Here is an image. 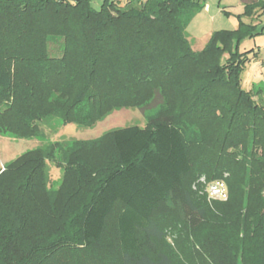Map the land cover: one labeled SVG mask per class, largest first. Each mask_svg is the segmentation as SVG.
<instances>
[{
	"label": "trees",
	"instance_id": "1",
	"mask_svg": "<svg viewBox=\"0 0 264 264\" xmlns=\"http://www.w3.org/2000/svg\"><path fill=\"white\" fill-rule=\"evenodd\" d=\"M204 1L0 0V132L33 138L47 118L90 126L158 101L143 128L0 172V264H264V105L241 87L252 50L238 49L264 28L237 16L195 52L185 27ZM202 177L226 201L193 189Z\"/></svg>",
	"mask_w": 264,
	"mask_h": 264
},
{
	"label": "rangeland",
	"instance_id": "2",
	"mask_svg": "<svg viewBox=\"0 0 264 264\" xmlns=\"http://www.w3.org/2000/svg\"><path fill=\"white\" fill-rule=\"evenodd\" d=\"M104 1L105 0H90V3L95 10H98ZM107 1L118 3L120 6H122L123 3V0ZM206 1L207 0H205L204 3ZM209 1H214V3L220 2V0ZM224 3H226V0L221 4ZM222 10V14L215 20L206 14L204 7L191 16L185 27V35L193 51H201L208 44L214 32L227 31L220 30L222 26L225 25V22H227L226 17L232 16L230 18L231 21L237 20L238 15L236 9L233 7H225ZM225 26L227 27V25ZM211 31L212 34L210 35L209 33ZM200 35L203 37L208 35L205 45H203L204 41L201 45L197 43L203 39ZM54 47L55 45H51L52 49H55ZM238 49L240 52L252 50L249 61L245 63L241 71V87L246 91H259L256 97L257 101L264 105V31L262 34L252 39L247 38L242 40ZM157 102L158 101L145 108H122L113 110L103 119H100L90 126H78L74 123L62 124L60 120L56 118H47L43 120L40 125L39 135L33 138H20L8 132H0V172L23 154L36 149L46 148L53 143L59 142L62 146L67 147L71 145L72 141L95 139L103 133L114 129L131 126L143 128L146 125L147 118L153 116L157 112V107L153 108L154 104ZM45 168L48 174V187L51 190H56L60 183L62 169L52 162H47ZM198 189L203 192L204 185H200ZM235 227L237 228L234 231H237L238 235L241 236V227H238V224ZM165 242V244H167L166 248H169L171 253H174L173 257L177 258V251L179 252V250L173 247V237L171 235L167 236Z\"/></svg>",
	"mask_w": 264,
	"mask_h": 264
},
{
	"label": "crops",
	"instance_id": "3",
	"mask_svg": "<svg viewBox=\"0 0 264 264\" xmlns=\"http://www.w3.org/2000/svg\"><path fill=\"white\" fill-rule=\"evenodd\" d=\"M125 0H123L124 2ZM224 0H220V2L218 3H214V1H209L207 0L204 3V9L206 14L212 18L213 20H215L217 17H219L225 7H233L234 9H236V13L238 16H240V19L242 20L243 23H251L253 25H257L258 28H261L264 26V9L260 10L258 7H254L255 3H259V2H264V0H226V3H223ZM248 6H253V10L251 13V16H245L243 15L245 12L246 7ZM232 17V16H231ZM231 17H226L227 18V22H225V25H227V27L224 25L222 26V28L220 30H227V31H234L237 29L238 27V20L235 21H231ZM219 29V28H218ZM218 31V30H216ZM264 31V29H263ZM210 35L212 34V31L209 33ZM186 36V35H185ZM200 37H203L200 35ZM190 38V37H189ZM208 38L207 36H204L202 40L200 41H196L198 44H202L205 45L206 40ZM188 40V38H187Z\"/></svg>",
	"mask_w": 264,
	"mask_h": 264
},
{
	"label": "built area",
	"instance_id": "4",
	"mask_svg": "<svg viewBox=\"0 0 264 264\" xmlns=\"http://www.w3.org/2000/svg\"><path fill=\"white\" fill-rule=\"evenodd\" d=\"M200 185H204L201 193H204L209 201H226L228 191L223 181L206 182L204 178H200L192 188L196 190Z\"/></svg>",
	"mask_w": 264,
	"mask_h": 264
}]
</instances>
